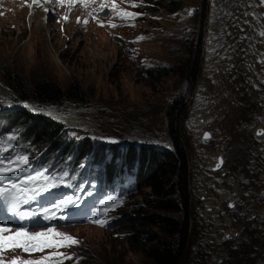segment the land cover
I'll return each instance as SVG.
<instances>
[{
  "label": "rangeland",
  "instance_id": "obj_1",
  "mask_svg": "<svg viewBox=\"0 0 264 264\" xmlns=\"http://www.w3.org/2000/svg\"><path fill=\"white\" fill-rule=\"evenodd\" d=\"M160 1V4L156 3ZM260 1L263 5L264 0ZM170 3L176 4L178 8L171 10L168 7ZM212 5L217 7L215 20L225 39L229 36L227 38L231 41V48L229 55L226 52L223 54L222 58L226 62L220 63L228 65L226 70L205 76L204 70L208 60L207 32ZM247 6L248 0H135V24L115 33L116 38H120L119 41L107 37L100 30L84 36L76 32L75 36H72L70 32L68 37H64L60 32L57 33L58 26L48 24L41 12L30 15L28 11H23L11 18H0V116L8 115V105L22 103L29 109L38 108V104L31 98L35 94L34 89L42 83L56 84L65 94L67 101L56 105L51 111L74 114L72 124L58 121L69 129L66 139L76 143L72 153L80 152L81 145L86 143L89 146L86 154L94 153L96 161L100 163L103 158L101 154L106 152L112 143L109 140L117 141L112 143V146L121 150L134 146L139 149L150 147V151L172 152V142L168 134L172 126L169 106L177 107V100H185L189 94L188 102H185L186 111L184 108L178 124V131L187 153L191 194L189 244L180 264H263L264 240L258 239L257 236L260 233L264 235V224L259 225L260 221L255 218V213L251 215L248 211V215H241L242 202L236 209H231V202L227 203L225 209V213L232 217V222L239 231L237 235L229 238L225 236L220 241V233L217 232L215 236L212 232L213 224L202 225L203 206L216 190L209 187L207 191H202L196 159L201 147L214 154L213 160L212 156H209L206 173L215 179L218 189L219 184L224 186L226 180L232 176L243 178L242 188H251L249 176L253 169L250 163L254 161L253 151L258 148L255 133L264 111V75L260 72L264 70V36L260 35L264 29H251L248 19H244L247 18ZM242 8L245 9L243 13L240 11ZM202 16L204 22L200 19ZM199 35L201 39L198 40ZM187 40L193 44L180 49V45ZM197 40L202 41L198 75L194 82L187 83V69L198 64ZM226 45L227 43L220 44V47ZM256 52H260V57ZM248 65H253V68ZM157 67L170 68L171 72L160 78H152L147 71ZM9 72L24 81L23 92H16L13 83L7 85L5 74ZM252 75L259 79L252 81ZM236 77H246L247 84L235 85L233 80ZM153 79H156V82ZM200 81L204 84L199 85ZM75 86L84 91L87 104L73 100L77 98L71 94V89ZM209 91H213V94ZM233 93L235 95H232ZM20 96L30 98L25 100L30 103L19 102ZM228 96L229 104L235 105L237 112L236 116L230 118L222 106L223 99ZM69 97L72 100L68 99ZM194 105H200L205 110L210 109L212 118L209 121L212 122L217 117V111L221 110L218 113V128H212L213 123L210 122V137L199 142L193 139L188 126L189 113ZM19 114L20 112L14 111L15 119H0V125L10 123L25 137L26 131L21 126H26L28 121L21 123ZM48 118V122L56 121L50 115ZM85 120L91 124L81 127ZM2 133H7L8 136L15 134L13 131ZM15 135V140L20 143V136ZM99 135L103 138L102 143L97 139ZM219 155L223 156L225 165L219 167V172L215 173L211 168L215 167ZM259 158L262 162L259 176L264 185V152L260 153ZM119 161L120 157L114 161L111 168L116 163L118 166ZM214 170L217 171L215 168ZM61 171L65 175H73L70 169ZM247 188L244 190L247 191ZM262 195L261 198L264 199V192ZM203 196L206 198L201 199ZM142 201L141 193L135 191V194L132 193V196L126 198L121 211L110 215L103 226L87 225L74 229L66 227L65 234L71 235L78 243L65 241L67 246L55 251L57 258L62 260L60 264H85L92 259L103 262L109 260L112 264H151L136 247L132 249L128 245L125 234L130 230L129 227H114L111 222L117 213L120 219V214L124 213L126 208L139 206ZM131 212H126L124 219ZM142 229L148 228L142 225ZM149 229L157 232L155 227Z\"/></svg>",
  "mask_w": 264,
  "mask_h": 264
},
{
  "label": "trees",
  "instance_id": "obj_2",
  "mask_svg": "<svg viewBox=\"0 0 264 264\" xmlns=\"http://www.w3.org/2000/svg\"><path fill=\"white\" fill-rule=\"evenodd\" d=\"M156 3L160 4L161 1ZM168 5L171 10L178 8L174 3ZM200 19L204 22L203 16ZM199 39H201V35L198 36ZM192 44L193 42L187 40L180 45V49L187 48ZM200 49H202V41L198 42L196 47L198 64L187 69V83H192L197 78ZM169 69L157 67L148 70L147 73L152 78H160L171 72ZM5 77L7 85L10 86L13 83V89L16 92H23L24 81L18 75L9 72L5 74ZM153 81L156 82V79H153ZM34 90L35 94L31 97L34 103L56 106L67 101L65 94L56 84L42 83ZM71 94L77 97L73 98L75 102L88 103L84 91L79 86L73 87ZM20 98L23 100L30 99L24 96H20ZM188 98L189 94H187L185 100H177L175 103L177 107L174 105L169 106L172 126L169 128L168 134L172 142L173 152L164 153L155 149V151H150L152 150L150 147H142L138 150L131 148L128 150L126 157L128 173L134 178L137 187L136 192L141 193L143 201L139 206L134 205L131 209L126 208L124 213L120 214L121 218L117 220L115 226L121 228L127 225L129 227L130 230L125 234L128 245L132 249L136 247L137 251L151 264H180L189 244L191 221L190 175L185 144H183L178 131L179 117L184 108L186 111L185 102H188ZM68 99L72 100L71 97ZM20 116L22 117L21 123L28 121L27 127L24 126L25 136H30L31 141L34 137L37 147L52 153H60L65 149L66 145L62 141L66 133L63 132L61 125L48 122L44 117L32 116L26 112ZM88 149V144L83 147L85 151H88ZM118 155L119 153L116 151L111 153L110 157L113 163ZM79 161L83 164L86 163L83 158ZM116 166L117 163L111 169H116ZM117 167H121L120 163ZM129 211H132L131 214L124 219L125 213ZM142 225H146L148 229H142ZM149 227L157 228V232L151 231ZM85 264L112 263L109 260L103 262L92 259Z\"/></svg>",
  "mask_w": 264,
  "mask_h": 264
},
{
  "label": "bare ground",
  "instance_id": "obj_3",
  "mask_svg": "<svg viewBox=\"0 0 264 264\" xmlns=\"http://www.w3.org/2000/svg\"><path fill=\"white\" fill-rule=\"evenodd\" d=\"M225 8H227V7H225ZM216 10H217V7L212 5L210 19H209V24H208V32H207L206 59H208V60H207V63H206V67L207 68L204 70V75L205 76L208 73H211L212 75L217 73V72L219 73L222 70L223 71L226 70V68L228 67L227 64H220V63H225L226 62V60H224L222 57H223V54L225 52L227 53V55H229L230 48H231V41H230L229 38H227V37H229L228 35H227V37L225 39L224 35L221 34V28H219L217 20H215ZM221 11H223V10H221ZM224 11H226V10H224ZM240 11H241V13H243V12H245V9L242 8ZM259 12H261V13H259ZM245 15H246L247 18H244V19H248V24L250 25L251 29L252 28H257V27L264 29V4L262 5L260 0H248V6H247V9H246V14ZM236 20H238L237 17H236ZM222 31H224V30H222ZM231 34H233V33H231ZM236 35H237V33H236ZM217 37H220V38H217ZM217 39H219V40H217ZM226 43H227V45L225 47L224 46L220 47V44L224 45ZM258 49H260V48H258ZM256 53L260 57V52H256ZM248 66L253 68V65H248ZM213 67H215V69H213ZM260 72L264 75V70L260 71ZM234 73H235V71H234ZM230 74H232V73H230ZM217 77H218V75H217ZM204 79H206V77H204ZM257 79H259L257 76H255V75L251 76V80L252 81L253 80H257ZM233 81H234V84L237 85V86H245L247 84L246 83V77H239V78L236 77V79H234ZM204 82L207 83L206 80H204ZM201 84H204V83L202 81H200L199 85H201ZM259 87H260V85L258 86V88ZM5 91H7V90H5ZM212 92L213 91H211V92L209 91V93H212ZM232 95H235V93H233ZM228 98H229V96L225 100L223 99L222 106H223V111L227 114V117L230 118V117L236 116L237 112H236V106L235 105L234 106L230 105L229 101H228ZM36 109L37 108L31 109V110L35 111ZM81 109H83V108H81ZM13 110L16 111V112L17 111L20 112L19 117H21L20 115L22 113L26 112V110L24 108L19 107L18 105H13ZM220 111L221 110H219L217 112L219 113ZM52 112L53 111L48 112V114L50 116H52V118L54 117L58 121H64V122H68L70 124L73 123V121H72L74 119V114L73 113L72 114H68L66 112H59V113H52ZM218 113H217V117H216L215 121L212 122V121H209V120H211L210 118H212L211 114H210V109H206L205 110L200 105H194L191 108V112L189 113L190 116H189L188 126H189V128H190V130L192 132L191 135H193V139H196L198 142L199 141H203L204 139H206V138H203L202 133L211 129L210 122L213 123V124H211L212 128H214V129L218 128V126L220 125V123L218 121V118H219V114ZM90 124L91 123L86 122V120H85V122L82 124L81 127H84V125L89 126ZM250 129H248V130H250ZM257 129H260L262 132H264V111L262 113L261 119L258 122ZM98 137L100 139H103L100 135ZM256 140H257V143H258V148H257L256 151L255 150L253 151L254 157H252V158H253L254 161L252 163H250V167H252V169H253V171H252L253 173L249 176V180L251 181V188L250 189H248L247 187H243L242 188L241 184L243 183L244 180H243V178L240 179L237 176L236 177L232 176L231 178L227 179L226 180V184L224 186L219 184V188L220 189H218L217 188L218 183L215 182L214 178L210 177L206 173V171H207V161H208V159H210L209 156H212V160H213V155L214 154L209 152V151H207V150L202 149L203 147H201L200 151L197 153V158L196 159H197V164H198V168H199V177L198 178H200L202 180L201 181L202 182V188H201V185H200V188L204 192L207 191L209 187H213V189L216 190L215 194L213 193V196L211 198L209 197L210 200L206 203V205L203 206L204 214H203V216L201 218L202 221H203L202 225H206L207 223L213 224L214 229L212 230V232L215 234V236H216L217 232L220 233L219 234L220 235V241L223 239V237L225 238V236L229 238V237H231L233 235H237V233L239 232L238 229L235 228V224L232 222V219H231L232 217L230 218L228 216L229 214L227 215V213H225V209H226L227 203L231 202L234 205L233 207H231V209L232 208L236 209L235 207L238 206L240 204V202H242L243 209L241 211V215H245L246 212H248V211H249L248 214L255 213V218H257L260 221L259 225L260 224H264V199L261 198V195L264 192V185H263V183H262V181L260 179L261 177L259 176V171L261 170L260 166H261V163H262L261 160H259L260 159L259 155H260L261 152H264V135H257L256 134ZM106 142H108V141H106ZM244 152H246V151H244ZM239 154L242 156L241 152ZM116 160H117V158L115 159V161ZM242 160H244V159H241V161ZM224 163L225 162H223L221 167H223V165H225ZM220 168L216 169L217 171H215L214 168L212 167L211 171L215 172V173H218L219 172L218 170H220ZM259 168H260V170H259ZM116 169H119V167H116ZM262 171H263L262 177L264 178V169ZM247 174H249V173H247ZM224 175H222V176H224ZM247 183H249V182H247ZM244 188H247L248 190L245 191ZM210 191H211V189H210ZM205 196L201 197V199L202 198L205 199L207 197V196L206 197ZM219 207L221 208L220 209L221 211L219 210ZM205 208H206L207 212H206ZM222 212H224V214H221ZM228 212H229V210H228ZM248 214H246V215H248ZM85 226H87V225H85ZM257 226H258V224H257ZM257 237L260 240H264V235L262 233L258 234Z\"/></svg>",
  "mask_w": 264,
  "mask_h": 264
},
{
  "label": "snow or ice",
  "instance_id": "obj_4",
  "mask_svg": "<svg viewBox=\"0 0 264 264\" xmlns=\"http://www.w3.org/2000/svg\"><path fill=\"white\" fill-rule=\"evenodd\" d=\"M46 2H49V0H46ZM56 2L58 4H63L65 2V0H56ZM74 2H75V0H73V3ZM34 3H36L37 6H39V7H43L39 3V0H34ZM104 7H105V4L101 3L99 6V9L94 10V11H101L104 9ZM44 10L46 11L47 9H44ZM112 10H115L114 4L112 6ZM107 14H110V12ZM89 15H92V13H89ZM119 15H120V18H126V17H133L134 18L136 14L131 13V12L121 11L119 13ZM64 19L67 20L68 17L65 16ZM77 22L78 23L80 22L79 18H78ZM83 22L85 25L88 23L87 20H84ZM101 26H103V25H101ZM110 26L116 27L117 25L111 24ZM260 35L264 36V31H262L260 33ZM208 135H210V134H205L206 137ZM258 135H264V132L258 133ZM15 139H16V135L13 134L11 136H8L4 140H0V176H3L7 173H11V172L15 171L17 168H21V167L28 165L27 155L20 154V153H15L14 155H9L7 157H5L3 155V153L6 151L7 147L9 146L7 142L14 141ZM109 142L116 143L117 141L109 140ZM6 161H8V162L6 163ZM38 179L40 180L39 184H37ZM56 186L57 185H56L53 178L43 177V174H41V177L29 176L27 179L21 181L19 184L13 183L8 187L0 188V196L10 198L14 201H19L21 203H28L29 201L34 199L35 196L38 195L39 193L47 191L49 187H56ZM18 194H20V195H18ZM24 195H26V198H22ZM71 203H72L71 199H69L67 201L62 200L60 203L54 204V206L52 208H44L43 213L51 215L54 211L59 210L61 208H64ZM230 206H234V205H230ZM13 207H15V205H13ZM92 222L99 223L103 226V224L100 220H95ZM8 231H10L9 228L0 225V250H2L5 247V245L2 243V241L6 238L3 237L2 234L5 232H8ZM50 235L60 237V238H62V241H68V242H71V244L78 243V241L75 240L71 235L56 232L54 229H51V228L45 232H34L32 234H29L26 229L21 228L16 232V236L21 237L22 240L18 241L15 244V247H22L25 252H33V251H37V250H43V248H45V247L61 246L60 244H53L49 241H41L40 240L41 237H47ZM63 246H67V245L64 244ZM0 264H3V262L0 261ZM11 264H16V261L13 260L11 262ZM22 264H44V261L43 260H39V261L29 260V261L22 262Z\"/></svg>",
  "mask_w": 264,
  "mask_h": 264
},
{
  "label": "water",
  "instance_id": "obj_5",
  "mask_svg": "<svg viewBox=\"0 0 264 264\" xmlns=\"http://www.w3.org/2000/svg\"><path fill=\"white\" fill-rule=\"evenodd\" d=\"M258 133H262V131H261L260 129H257V130H256V134L258 135ZM205 134H210V132L205 131V132H204V137H206ZM208 136H210V135H208ZM208 136H207V137H208ZM221 161H222V160H221ZM221 161L215 165V167H214L215 169H217V168H219V167L221 166V165H220V164L222 163Z\"/></svg>",
  "mask_w": 264,
  "mask_h": 264
},
{
  "label": "clouds",
  "instance_id": "obj_6",
  "mask_svg": "<svg viewBox=\"0 0 264 264\" xmlns=\"http://www.w3.org/2000/svg\"><path fill=\"white\" fill-rule=\"evenodd\" d=\"M209 137H210V136H209ZM209 137H208V138H209ZM172 152H173V151H172ZM167 153H169V152H167ZM217 169H218V168H217ZM189 189H190V188H189Z\"/></svg>",
  "mask_w": 264,
  "mask_h": 264
}]
</instances>
